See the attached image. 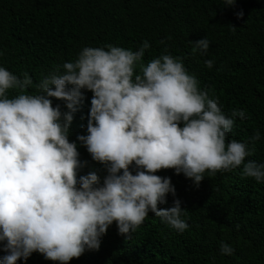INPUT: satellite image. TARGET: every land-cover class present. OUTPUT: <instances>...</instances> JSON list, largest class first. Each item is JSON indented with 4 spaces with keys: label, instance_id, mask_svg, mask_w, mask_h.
Listing matches in <instances>:
<instances>
[{
    "label": "clouds",
    "instance_id": "9594fccd",
    "mask_svg": "<svg viewBox=\"0 0 264 264\" xmlns=\"http://www.w3.org/2000/svg\"><path fill=\"white\" fill-rule=\"evenodd\" d=\"M192 44L193 54L210 47L207 38ZM149 47L148 41L136 51L84 47L62 73L43 78L36 94L27 91L33 84L28 73L20 79L0 67V264H16L34 252L68 264L98 250L113 222L128 238L150 212L183 232L189 226L181 201L158 207L169 193L175 196L171 178L156 174L161 170L182 173L198 187L206 171L215 175L242 165L243 177L264 182V164L245 162L248 144L227 138L236 119H246L245 110L225 115L218 98L201 90L182 58L167 49L145 64ZM204 63L212 68L214 61ZM9 90L17 95L9 98ZM81 90L92 97L87 134L76 141L104 166L103 179L95 171L80 174L88 162L68 138L84 100ZM53 98L67 111L53 106ZM259 139L257 130L251 140ZM233 251L221 242V254Z\"/></svg>",
    "mask_w": 264,
    "mask_h": 264
},
{
    "label": "trees",
    "instance_id": "16d2710c",
    "mask_svg": "<svg viewBox=\"0 0 264 264\" xmlns=\"http://www.w3.org/2000/svg\"><path fill=\"white\" fill-rule=\"evenodd\" d=\"M201 38L210 47L206 54H193L192 42ZM144 41L150 45L145 64L167 49L182 58L201 90L218 98L225 115L245 110L246 119L237 118L227 138L248 144L245 162L264 164V0H235L230 6L224 0H0V67L20 79L28 73L30 94L49 74L62 73L63 64L74 62L84 47L111 44L136 51ZM207 59L214 61L212 68L205 66ZM81 91L70 141L87 134L92 93ZM15 95L9 90V98ZM52 103L67 111L63 101ZM257 130L260 139L253 143ZM76 143L80 160L88 162L80 174L95 171L103 179L104 166ZM242 168L206 171L198 187L173 169L157 172L170 177L175 188V196L169 193L158 207H171L178 198L189 227L179 232L150 212L126 238L113 222L98 250H86L68 264H264V182L243 177ZM221 242L233 248L231 255L221 254ZM16 264L59 262L34 252Z\"/></svg>",
    "mask_w": 264,
    "mask_h": 264
}]
</instances>
